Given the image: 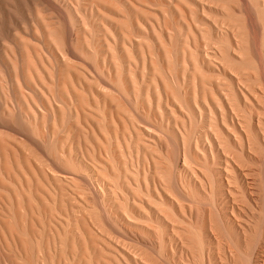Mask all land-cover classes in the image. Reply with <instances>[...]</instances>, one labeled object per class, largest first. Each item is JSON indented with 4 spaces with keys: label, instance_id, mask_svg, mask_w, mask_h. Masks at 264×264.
<instances>
[{
    "label": "rangeland",
    "instance_id": "374dc122",
    "mask_svg": "<svg viewBox=\"0 0 264 264\" xmlns=\"http://www.w3.org/2000/svg\"><path fill=\"white\" fill-rule=\"evenodd\" d=\"M1 17L0 264H264V0Z\"/></svg>",
    "mask_w": 264,
    "mask_h": 264
},
{
    "label": "bare ground",
    "instance_id": "6f19581e",
    "mask_svg": "<svg viewBox=\"0 0 264 264\" xmlns=\"http://www.w3.org/2000/svg\"><path fill=\"white\" fill-rule=\"evenodd\" d=\"M32 0H0V4H1V8H0V22L2 21V17L3 15H10L11 13H14V11L17 9L18 7V4H20L21 2H30ZM116 1H114L115 3ZM137 2V1H136ZM120 4V3H118ZM125 4V3H124ZM138 5V4H136ZM140 5V4H139ZM142 5V4H141ZM120 6V5H119ZM121 7V6H120ZM117 10V9H116ZM108 12V11H107ZM80 14V13H79ZM65 17V16H63ZM128 17V16H127ZM256 17V16H255ZM77 18V17H76ZM121 18V17H120ZM170 18V16H169ZM67 20V19H66ZM68 22V21H67ZM70 23V22H69ZM82 24V23H81ZM70 26V25H69ZM86 26V25H85ZM72 28V26H71ZM69 29V28H68ZM227 29V28H226ZM73 31V30H72ZM71 31V32H72ZM5 32V31H4ZM135 35V34H134ZM137 36V35H136ZM72 37V36H71ZM67 38V37H66ZM138 39V38H137ZM43 41V40H42ZM69 42V41H68ZM73 47V46H72ZM46 49V48H45ZM73 49V48H72ZM64 50V49H63ZM45 51V50H44ZM93 51V50H92ZM173 53V52H172ZM69 55V54H68ZM72 55V54H71ZM74 56V55H73ZM11 58V57H10ZM239 58V57H238ZM71 59V58H70ZM75 59V58H74ZM76 61V60H75ZM1 62V61H0ZM54 62V61H53ZM13 65H14V68L16 71L20 72V73H23V65L21 63V61H18L16 57H13ZM57 65V64H56ZM30 69V68H29ZM92 70V69H91ZM57 72V71H56ZM93 72V71H92ZM21 76V75H20ZM97 77H100V76H97ZM57 78V77H56ZM55 78V79H56ZM93 79V78H92ZM100 80V79H99ZM10 84V83H9ZM54 84V83H53ZM24 86V85H23ZM115 89V88H114ZM180 91V90H179ZM28 92V91H27ZM56 92V91H55ZM181 92V91H180ZM115 93V92H114ZM57 96V95H56ZM119 96H122V95H119ZM40 98V97H39ZM40 100V99H39ZM58 100V99H57ZM61 101V100H60ZM126 102V100H125ZM129 104V102H128ZM127 104V105H128ZM131 104V103H130ZM18 105V104H17ZM42 107V106H41ZM135 113V112H134ZM11 114L13 115L12 111H11ZM137 115V114H136ZM139 117V116H138ZM143 119V118H142ZM2 124V123H1ZM22 124V123H21ZM15 127V126H14ZM148 128V127H147ZM3 130V129H2ZM63 130V129H62ZM156 130V129H155ZM22 131V130H21ZM19 132V130H18ZM25 132V131H24ZM23 132V133H24ZM159 132V131H158ZM17 134V133H16ZM20 134V133H18ZM22 134V133H21ZM2 135V134H1ZM23 135V134H22ZM25 135H28L26 134L25 132ZM167 136V135H166ZM6 137V136H5ZM22 137V136H21ZM20 138V137H19ZM35 138V137H34ZM28 139V138H27ZM22 140V139H21ZM29 141V140H28ZM30 141H31V138H30ZM33 142V141H31ZM30 142V143H31ZM56 144V143H55ZM34 145V144H33ZM36 146V145H35ZM178 146V145H176ZM176 149H178L176 147ZM43 150V149H42ZM55 151V150H54ZM178 151V150H177ZM9 152V151H8ZM178 157V156H177ZM8 158L11 159V162L13 164V166L15 168H19L18 167V162L13 158V157H9L5 151H4V146L2 143H0V180L2 179L1 175H5V173L9 170V167H8V163H9V160ZM53 161V160H51ZM168 162V161H167ZM186 165V163H185ZM56 167V166H55ZM54 167V168H55ZM178 168V167H177ZM57 170V169H55ZM64 171V170H63ZM66 173V172H65ZM133 173V172H132ZM54 174V173H53ZM69 174V173H68ZM74 175V174H73ZM77 176V175H76ZM20 177V176H19ZM83 179V178H82ZM119 179V178H118ZM15 182V181H14ZM202 185V184H201ZM174 186V185H173ZM74 188V187H73ZM17 189V188H16ZM80 189V188H79ZM176 189V188H174ZM16 191V190H15ZM17 192V191H16ZM87 192V191H86ZM169 193V192H168ZM30 194V193H29ZM53 194V193H52ZM125 194V193H123ZM32 195V194H31ZM183 196V195H182ZM181 196V197H182ZM128 197V196H127ZM126 197V199H128ZM184 197V196H183ZM35 198V197H34ZM185 198V197H184ZM189 200V199H188ZM192 203V201H191ZM190 203V204H191ZM197 203V202H195ZM194 203V204H195ZM178 205V204H177ZM39 207V206H38ZM102 210V209H101ZM126 211V210H125ZM127 211H128V208H127ZM104 214V213H103ZM19 215H20V209H19V204H17V201H13V202H10L4 209L3 211V214L0 216V232H5L7 233L9 236H12L15 238V240L20 243L21 241H24L22 239V234L21 233H18L16 232L15 230V226H19ZM27 215V214H26ZM41 217V216H40ZM101 217V216H99ZM107 218V217H106ZM131 218V217H130ZM26 220V218H25ZM43 221V220H42ZM60 221V220H59ZM109 221V220H108ZM132 221V220H131ZM142 221V220H141ZM148 221V220H147ZM26 223V222H25ZM44 223V222H43ZM70 226V225H69ZM211 227V226H210ZM19 229V228H18ZM27 232V231H26ZM174 234V233H173ZM27 235V234H26ZM44 237V236H43ZM29 239V238H28ZM30 241V240H29ZM32 241V240H31ZM41 243V241H40ZM66 243V242H65ZM141 243V242H140ZM30 248V247H29ZM35 248V247H34ZM30 251V250H29ZM28 251V252H29ZM34 252V250H33ZM42 254V252H41ZM34 255V254H33ZM141 256V255H140ZM143 258V257H142ZM234 258V257H233ZM44 259V258H43ZM145 259V258H144ZM44 261H46L44 259ZM145 261V260H144ZM72 263V262H71ZM33 264V263H32ZM122 264V263H121Z\"/></svg>",
    "mask_w": 264,
    "mask_h": 264
}]
</instances>
